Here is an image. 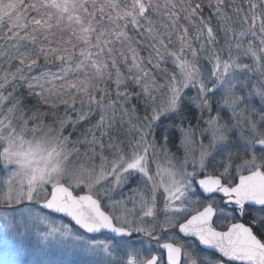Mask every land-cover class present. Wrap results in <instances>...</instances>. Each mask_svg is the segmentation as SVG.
I'll return each instance as SVG.
<instances>
[{
  "label": "snow or ice",
  "instance_id": "obj_1",
  "mask_svg": "<svg viewBox=\"0 0 264 264\" xmlns=\"http://www.w3.org/2000/svg\"><path fill=\"white\" fill-rule=\"evenodd\" d=\"M0 170L2 264H264V0H0Z\"/></svg>",
  "mask_w": 264,
  "mask_h": 264
},
{
  "label": "rangeland",
  "instance_id": "obj_2",
  "mask_svg": "<svg viewBox=\"0 0 264 264\" xmlns=\"http://www.w3.org/2000/svg\"><path fill=\"white\" fill-rule=\"evenodd\" d=\"M206 2H207V0H205V3ZM206 9H205V11H206ZM213 23L215 24V21H213ZM220 42H221V44L224 43V41L222 39H221ZM146 54H147L146 51L142 49L141 50V55H146ZM194 94H195V90H193L191 93H189V95H194ZM55 102L56 101H54V100L49 101L50 104L51 103H55ZM44 107L49 109L48 105H44ZM84 110L87 111V108H85ZM96 111L97 110L95 108L92 110L93 114L89 117L88 120L82 121L80 124L75 125V127H73L72 125H69L65 129V135L71 134L72 141H77V140L80 141V143L76 144L75 147L79 148L81 150V152L88 151L89 145L85 141V136L87 135V130L89 128H91L96 123V121L98 119V116L95 114ZM56 112L60 113L59 117L58 116L57 117L58 118H62L64 116V113H65L64 106L63 105H59L57 110H56ZM69 115H71L73 118L76 117V113H74V112H69ZM188 115H190L192 117H195L196 116L195 110H193L192 112L188 113ZM49 118L53 119L51 115H50V117L47 116V117H45V123H49V124L52 123V122H49ZM207 119H208V114L205 113L204 116H203V120L207 121ZM224 119L228 120L229 116L225 114L224 115ZM196 122H197V120L195 118H193L192 123L195 124ZM164 123L166 124V123H168V121H164ZM204 126H206V125L201 124V127H204ZM97 135H99V132H97ZM157 138L159 139V133H158V137ZM88 139L90 140L91 137L89 136ZM205 143H207V140L205 141ZM69 147H72V145H69ZM173 150H175V149H173ZM178 155H179V153H178ZM161 159H163V158H161ZM5 175H6V173L3 170H0V178H3ZM134 239H139V237H134ZM13 259H16V258L13 257V256L6 255L3 245L0 244V264H2V262L5 261V260L11 261ZM28 259L29 260L44 261V260L49 259V257H46L41 252L36 251L34 253V255L28 257ZM59 259H62L63 261H65V264H87V261H88L89 258L87 256L83 255V254L67 253L64 256L59 257Z\"/></svg>",
  "mask_w": 264,
  "mask_h": 264
},
{
  "label": "trees",
  "instance_id": "obj_3",
  "mask_svg": "<svg viewBox=\"0 0 264 264\" xmlns=\"http://www.w3.org/2000/svg\"><path fill=\"white\" fill-rule=\"evenodd\" d=\"M205 12H206L205 13L206 16L209 15V11L207 9H206ZM22 92H23V95L25 97V104L27 105V108H30V109H36V108H38V110L40 112H45V113H48L49 112V109L48 108H45L44 105L38 104V101H37L36 97H29L27 95V92L26 91H23L22 90ZM59 114H60L59 112H56V117L57 116L59 117ZM50 115L52 116L51 113H49L48 116L50 117ZM52 120L53 119L49 118V122H52L53 123Z\"/></svg>",
  "mask_w": 264,
  "mask_h": 264
}]
</instances>
